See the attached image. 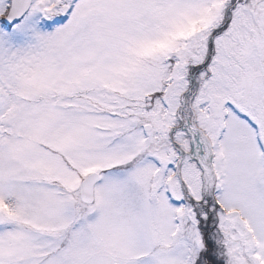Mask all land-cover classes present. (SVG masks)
<instances>
[{"label": "snow or ice", "instance_id": "6c2138e0", "mask_svg": "<svg viewBox=\"0 0 264 264\" xmlns=\"http://www.w3.org/2000/svg\"><path fill=\"white\" fill-rule=\"evenodd\" d=\"M0 264H264V0H0Z\"/></svg>", "mask_w": 264, "mask_h": 264}]
</instances>
